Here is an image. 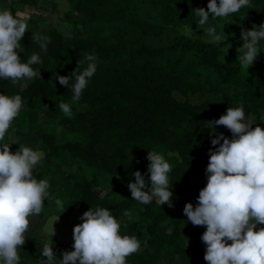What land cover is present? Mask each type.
Listing matches in <instances>:
<instances>
[{
  "label": "trees",
  "instance_id": "trees-1",
  "mask_svg": "<svg viewBox=\"0 0 264 264\" xmlns=\"http://www.w3.org/2000/svg\"><path fill=\"white\" fill-rule=\"evenodd\" d=\"M66 1L69 10L64 20L72 25L73 45L56 29L45 33L28 29L21 40L24 52L19 55L22 62H27L33 53L38 54L42 63L31 67L40 76L17 84L0 79V94L20 95L25 103L2 143L12 144L10 150L15 153L27 137H34V144L43 150L41 161L45 165H53L64 152L85 167L119 177L125 198L115 202L110 200L115 185L102 194L99 191L107 185L100 186L95 176L67 180L63 190H56L49 182L48 191L63 201L67 216L75 211L83 214L90 208H107L121 221V235L135 237V224L123 216V211L139 203L138 224L146 228L147 237L140 241L141 250L126 258L127 264H160L165 252L183 257L184 264H206V245L201 241L206 227L193 226L183 208L186 203L195 207L199 191L206 186L208 153L215 150L210 143L215 138L213 131L232 139L229 130L223 126L213 130L208 121L219 119L228 107H238L243 101L246 117L255 116L253 128L264 129V81L255 83L258 67L244 70L238 56L224 55L214 44L179 33L180 28L198 21L192 10H207L209 0ZM259 1L250 0L251 7L226 19L210 16L209 21L223 22L225 31L240 47L241 30H251L256 5L264 7ZM19 3L37 5L36 0ZM10 10L14 15L15 10ZM34 32L51 37L47 52L31 38ZM87 39L89 47L83 45ZM263 49L261 41L258 56L264 58ZM86 55L96 56L97 70L79 102L73 103L71 86L75 78L71 73L77 69V61H81L77 74L88 66ZM57 76L70 77L67 88L59 84ZM194 97L204 101L193 103L190 99ZM210 98L214 99L212 112ZM61 102L84 109L73 110L69 118L59 109ZM46 120L55 122L54 130L33 134V127ZM58 131L81 138L59 143ZM147 151H156L173 161L169 173L171 208L158 205L155 199L144 205L131 198L127 185L135 182L132 173L140 171L149 180ZM41 161L33 173L38 180L45 179ZM196 175V182L190 183ZM186 184L188 189H184ZM187 230H192L191 244L185 247L183 235ZM50 244L59 259L65 247L53 237ZM29 245L26 236L19 253L21 264L33 259Z\"/></svg>",
  "mask_w": 264,
  "mask_h": 264
},
{
  "label": "clouds",
  "instance_id": "clouds-1",
  "mask_svg": "<svg viewBox=\"0 0 264 264\" xmlns=\"http://www.w3.org/2000/svg\"><path fill=\"white\" fill-rule=\"evenodd\" d=\"M249 7L250 0H219V3L209 0L207 10L192 11L199 18L196 28L203 29L210 38L209 43L219 46L228 37L222 25L220 31L218 26L204 27L210 16L226 19ZM31 15L32 10L17 11L13 15L5 3L0 4V79L11 80L13 84L40 76L31 67L42 63L40 56L33 53L27 62H22L19 55L24 52L21 40L28 32L27 21ZM183 33L191 36L195 31L189 25L183 28ZM31 38L47 52L51 37L34 32ZM240 39L243 43L237 49V59L240 67L248 70L261 52L264 23L258 27L253 25L251 30L242 29ZM230 47L225 44L220 49L226 55ZM85 59L89 61L88 66L77 74L81 63L77 61L78 67L71 73L75 78L71 86L73 103L79 102L97 70L95 55H86ZM69 79V76L56 78L65 88ZM58 107L71 118L69 103L61 102ZM24 108L20 95L0 94V264H20L19 253L26 242L31 218L42 213L49 196V180H38L33 174L43 153L23 146L12 153V144L2 143ZM207 124L213 130L223 126L230 131L232 139L213 131L215 138L210 143L215 150L210 149L208 153L206 186L199 191L197 205L186 203L183 214L193 226L206 227L201 236L206 245L203 256L206 264H264V227L257 229V225H264V129L253 128L255 116L246 117L243 101L238 107H228L219 119ZM147 160L149 180L135 171L132 173L135 182L127 185L132 200L147 205L155 199L158 205L173 207L169 179L172 166L156 151H147ZM55 204L61 213L65 211L61 199H55ZM123 216L129 222L134 219L130 209L123 211ZM80 219L82 223L72 230L74 250L63 252L62 259L58 260L51 244L45 243L42 251L45 259L40 264H127L126 258L141 250V242L135 236L121 235V221L109 209L90 208ZM183 239L186 247L188 239Z\"/></svg>",
  "mask_w": 264,
  "mask_h": 264
},
{
  "label": "rangeland",
  "instance_id": "rangeland-1",
  "mask_svg": "<svg viewBox=\"0 0 264 264\" xmlns=\"http://www.w3.org/2000/svg\"><path fill=\"white\" fill-rule=\"evenodd\" d=\"M36 1H37L36 6L22 5L19 3V0H0V4L5 3L6 7L9 9L13 8L15 10V13L17 11L32 10L31 19L27 21L28 29H36L43 33L47 32L49 29H56L62 35H64L72 44L70 40L71 34L73 33L72 25L64 20V14L69 10L67 1L66 0H36ZM259 3L260 5L264 4V0H261V2L259 1ZM263 21H264V7L263 5L261 7L259 5H256L254 25L258 27L259 25L263 23ZM209 25L218 26L217 27L218 31L221 30L219 26L222 25L224 27L223 22L216 21V20L209 21L208 25H205L204 27H208ZM184 27L179 29V33L181 35L186 36L183 33ZM190 27L195 31V33L187 37L209 42L210 38L204 33L203 29L196 28V22L190 24ZM223 31L225 35L228 37L227 40L224 43L220 44L219 46L216 44L214 45H216L220 49L224 47L225 44H230L231 47L228 49L227 54H234L238 56L239 53L237 52V49L239 47L236 46L235 41L233 40L232 36L228 35V33L225 31L224 28H223ZM74 41L78 43L80 40H74ZM85 42H88V39L84 40V43ZM222 53L224 54V52ZM262 53H264V49ZM253 66L258 67V71H259V74L257 76L255 83L257 84V83L263 82L264 81V58L258 56L250 68H252ZM26 81H29V80L26 79ZM190 100L193 103H200L204 101V99H202L201 97H194V98H191ZM208 102L210 103V111L212 112L214 109L213 108L214 99L210 98L208 99ZM70 105H71L72 112L73 110H83L84 109L83 106H79L75 104H70ZM54 128H55V122L46 120L44 123L37 124V126L34 127V131L35 133L51 132L54 130ZM58 136H59L58 138L59 143L71 141L72 139L81 138L80 136H75L73 133H66L64 131L62 132L58 131ZM30 141H33V140H30ZM30 141L25 144L27 147L32 146V143ZM34 149L43 153V150H41V148L36 145H34ZM165 159L170 163L171 166L173 165V161L171 159H168L166 157ZM73 160L80 164L82 163L81 165H83V162L80 161L79 159H73ZM41 165L44 167V169L47 168L46 165L42 161H41ZM62 165H65V164L63 163ZM83 174L84 175L80 177L79 179H71L72 180L71 182L78 181L81 178H90L92 176H95L98 179V183L100 186L107 185V187H104L105 189H103L102 191H99L102 194L109 191L110 190L109 187H111L112 185H115V194L110 199L112 202L121 200V198L122 199L125 198V190L122 186L119 185V182H120L119 177H112V176L104 174L103 172L101 173L100 169L98 168L92 169V168H88L85 166L83 169ZM67 176H69V174H65V173L64 174L62 173L53 174V176H51L53 177L52 178L53 187L56 188L57 190L64 189L66 181L67 180L70 181V179L67 178ZM196 179H197V175L194 178H192L190 183L196 182ZM204 179L207 181L206 177ZM188 186L189 184H186L184 186V189H188L189 188ZM97 190H98V187H97ZM191 191L193 192V190ZM73 194L75 195V192ZM131 211L134 216V219L132 221L135 224L136 238L139 241H143L147 237V232H146V228L143 225L138 224V213L140 211V204L136 203L134 208L131 209ZM82 215H83L82 212L75 211L66 219L65 212L61 213L60 210L57 208L55 204V199L49 200V201L45 200L44 210L39 216H34L31 218V227L28 233L26 234V236H28L30 240L29 249H30V253L33 259L27 260L23 263L40 264V262L44 260V258L42 256H39L38 253L40 252V250L43 249L42 245H44L46 241H49L48 238L52 231H55L59 234L62 233L61 234L62 237L66 241L68 240V242L70 243L72 247L74 243L73 238H72V230L74 226L82 223L80 219ZM44 221H45V224H44ZM261 227H264V225H257V229ZM121 231L123 230L121 229ZM160 231L163 232V229H161ZM191 234H192V230H187L186 233L183 235V238L188 239L187 246L191 244ZM229 243H231V241H229ZM73 250L74 249L71 248L70 251L69 250H65V251L71 252ZM59 259H62V254H59ZM21 263L22 262L20 261V264ZM160 264H184V258L181 256L172 255L169 252H165L163 254V261Z\"/></svg>",
  "mask_w": 264,
  "mask_h": 264
},
{
  "label": "crops",
  "instance_id": "crops-1",
  "mask_svg": "<svg viewBox=\"0 0 264 264\" xmlns=\"http://www.w3.org/2000/svg\"><path fill=\"white\" fill-rule=\"evenodd\" d=\"M15 15V14H14ZM84 46H91V43L89 42H85L83 43ZM37 126V125H35ZM34 126V127H35ZM34 127L32 129V132L33 134H38V133H35L34 131ZM30 140H33V141H30ZM31 142L32 143V146H28L29 148H32L34 149V143H35V138L34 137H27L23 146L24 147H27L25 144L28 143V142ZM35 150V149H34ZM65 164V165H62V164ZM82 164V163H81ZM80 163L74 161V160H71L70 158H68V156L66 155V153L64 152H61L59 158L57 159H54V164L53 165H46V169H44V167L41 165V168L44 172V178L45 179H48L50 183L53 182L51 176H53V174H58V173H62V174H69V176H67V178L70 179V181H72L71 179H79L80 177H82L84 174H83V169H84V165H81ZM100 172L102 173V171L100 170ZM74 177V178H72ZM118 181V180H117ZM116 181V182H117ZM121 181V179H120ZM53 185V184H52ZM109 185V184H108ZM56 189V188H55ZM57 190V189H56ZM63 190V189H62ZM55 199V195H49L45 200L46 201H49V200H53ZM70 216V215H69ZM66 215V219L69 217ZM64 219V220H66ZM44 224H45V221H44ZM47 225V224H46ZM45 225V226H46ZM58 231V230H57ZM62 234V233H61ZM55 232V231H52L49 235V241H46L45 243H49L50 244V238L53 237L59 244H61L63 247H65V250H69L73 247H71L70 243L68 242V240L66 241L62 235ZM42 241V239H41ZM44 242V241H43ZM44 243V244H45ZM44 245H42V248H43ZM63 252H61L60 254H62ZM59 260V259H58Z\"/></svg>",
  "mask_w": 264,
  "mask_h": 264
}]
</instances>
